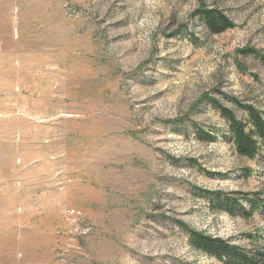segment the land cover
<instances>
[{
  "label": "rangeland",
  "instance_id": "obj_1",
  "mask_svg": "<svg viewBox=\"0 0 264 264\" xmlns=\"http://www.w3.org/2000/svg\"><path fill=\"white\" fill-rule=\"evenodd\" d=\"M210 99L264 115V0H0V264H223L188 232L264 253V210L208 201L264 198Z\"/></svg>",
  "mask_w": 264,
  "mask_h": 264
},
{
  "label": "trees",
  "instance_id": "obj_2",
  "mask_svg": "<svg viewBox=\"0 0 264 264\" xmlns=\"http://www.w3.org/2000/svg\"><path fill=\"white\" fill-rule=\"evenodd\" d=\"M198 19L204 25L208 34L218 36L235 28L233 21L222 11L217 9L200 10ZM184 32V31H183ZM210 106L222 116L227 124V140L234 146L237 154L247 159H256L264 150V115L253 106L243 105L235 101L247 114L248 120H241L230 109L220 102L210 99ZM200 138L204 141L215 142L211 133L200 131ZM214 210L231 216L250 217L253 212L264 210V198L256 195L249 202L255 207L249 211L244 208L239 199L225 198L217 195L208 199ZM190 245L202 253L216 259L223 264H264V253H249L242 251L229 243L208 237L201 233L188 232Z\"/></svg>",
  "mask_w": 264,
  "mask_h": 264
}]
</instances>
